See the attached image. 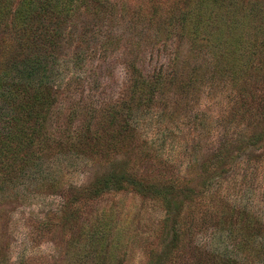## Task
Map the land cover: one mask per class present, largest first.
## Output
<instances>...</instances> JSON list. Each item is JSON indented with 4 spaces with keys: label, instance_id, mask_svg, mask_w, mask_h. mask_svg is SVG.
Instances as JSON below:
<instances>
[{
    "label": "rangeland",
    "instance_id": "374dc122",
    "mask_svg": "<svg viewBox=\"0 0 264 264\" xmlns=\"http://www.w3.org/2000/svg\"><path fill=\"white\" fill-rule=\"evenodd\" d=\"M111 1L151 18L114 28L104 62L61 66L46 154L0 194V264H264V0H226L251 28L198 54L189 28L169 33L168 0ZM131 62L174 79L92 151L86 112L124 97Z\"/></svg>",
    "mask_w": 264,
    "mask_h": 264
},
{
    "label": "trees",
    "instance_id": "16d2710c",
    "mask_svg": "<svg viewBox=\"0 0 264 264\" xmlns=\"http://www.w3.org/2000/svg\"><path fill=\"white\" fill-rule=\"evenodd\" d=\"M225 2L195 0L187 4L186 0H168L175 16L165 17L169 22L166 27L169 33L179 29L181 36L189 28L188 46L195 54L205 46L209 48L211 41L227 45L231 29L235 33V23L243 24L245 30L252 25L247 11L236 10L233 4L226 6ZM132 16L127 8L111 0H0V105L9 113H0V194L34 169L46 154L49 135L45 126L60 88L57 83L61 66L64 75L70 64H87L93 58L104 62L111 46L118 42L110 49L115 50L123 45L120 36L113 35L114 28L121 23H142L143 30L145 21L151 18L145 15L135 22ZM129 45L124 46L122 53L129 50ZM125 67L124 97L113 108L95 107L86 112L85 128L82 127L78 140L92 151H110L129 125V114L134 109L148 110L166 81L174 79L171 70L165 77L162 70L144 75L133 62ZM69 115L68 119L73 120L75 111ZM30 155L35 159L28 160ZM101 248L108 254L104 245ZM80 259L76 264H80ZM104 261L98 256L95 263Z\"/></svg>",
    "mask_w": 264,
    "mask_h": 264
}]
</instances>
